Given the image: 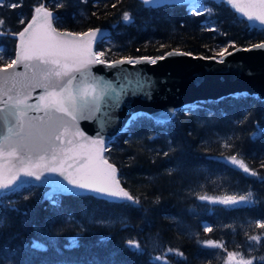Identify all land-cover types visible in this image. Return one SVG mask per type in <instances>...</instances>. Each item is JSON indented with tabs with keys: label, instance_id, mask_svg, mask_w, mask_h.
Returning a JSON list of instances; mask_svg holds the SVG:
<instances>
[{
	"label": "trees",
	"instance_id": "obj_1",
	"mask_svg": "<svg viewBox=\"0 0 264 264\" xmlns=\"http://www.w3.org/2000/svg\"><path fill=\"white\" fill-rule=\"evenodd\" d=\"M195 4L0 0V68L15 59L16 35L36 7L56 13L59 31L107 29L95 44L106 62L171 51L221 59L223 47L264 43V30L251 28L224 2ZM104 157L139 203L53 194V206L48 187L22 186L0 197V264H264V99L239 94L201 102L163 123L138 116ZM232 157L250 173L228 162ZM229 196L238 203L218 201ZM70 238L77 246L68 247ZM33 241L46 250L34 249Z\"/></svg>",
	"mask_w": 264,
	"mask_h": 264
},
{
	"label": "snow or ice",
	"instance_id": "obj_2",
	"mask_svg": "<svg viewBox=\"0 0 264 264\" xmlns=\"http://www.w3.org/2000/svg\"><path fill=\"white\" fill-rule=\"evenodd\" d=\"M144 2L148 3V0H144ZM228 3H239L241 6L237 9L238 11L244 12L249 20L255 19L260 24H264V0H228ZM9 6L14 9L19 4L12 2ZM41 12H44V16L33 15L23 31L19 32L20 43L16 58L12 59L6 67L0 68V72L15 69L20 64H23L25 69L32 68L34 70V82L25 87L30 89L44 88L46 95L41 96L40 99L48 100L50 98V102L43 105L44 117L30 118V120L39 119L40 123L29 124L26 138L22 136L19 144L9 145L7 154L5 153V145L0 143V190H12L13 185L21 180V176L32 177L35 181H41L44 177V183L56 185L59 191L64 194L79 195L87 192L106 197L122 196L127 201L139 203V201L134 200L129 192L119 188L116 169L103 155L106 146L100 137V131L97 130L95 133L88 134L82 129L81 124L84 122L95 123V114L101 111L100 101L109 90L115 92V101L119 108L123 106L121 103L122 94L134 96L137 92H149L153 87L152 81L137 80L134 85H122L120 91H116L111 82L105 83L101 79L93 78L91 71L93 65L115 68L125 64L133 65V59L128 57L115 62H106L102 59L103 51L93 52L91 39L77 41L76 39L63 38V36H88L91 38L96 35L95 31L90 30L81 34L65 33L61 36L53 27L52 21L47 19L52 16V13L47 12L42 7L35 8V13ZM123 19L129 20L127 12L124 13ZM231 46L235 47V44L233 43ZM253 49H264V43L237 49V51H251ZM180 54L184 55V53ZM217 55L221 58L217 62L223 64L226 56L234 55V53L229 52L227 47H223ZM199 58L204 59V57ZM159 59H164V57ZM141 62L154 66L158 61L157 58L144 57L137 61V63ZM48 65L53 67H41ZM75 74H79L82 81L88 78L93 79V83L85 86L80 91L79 96L74 95L71 90L73 82L77 79ZM17 75L23 74L17 73ZM41 76L43 77L42 80L39 79ZM53 76L66 78V80L61 84L59 81L51 79ZM77 87L79 88V85ZM55 88H59L60 91H48ZM97 88L100 89L98 95L96 94ZM90 93L92 94L91 101L87 99ZM29 96H31V91L25 93V99L18 100L19 104L25 105L24 109H18L21 115L27 109H41L40 104H26V98ZM3 111L4 109L0 108V112ZM56 113L60 115H56ZM167 114L174 116L175 109L167 110ZM142 115L147 116L149 114H132L126 123H130ZM116 119L118 120L119 117L117 116ZM158 122L163 123L164 121ZM21 124L23 125V121ZM57 141H59V145H57ZM6 159L12 161L13 166H17L18 162L16 172H12L9 164L3 162ZM232 163H238L239 167L246 173L250 171L243 161H237L235 157H232ZM251 175L254 176L256 173L251 172ZM46 198L51 200L53 206H58V201L52 199L50 193L46 194ZM245 199L244 196L239 197V201ZM220 202L225 204L238 203L235 196H229ZM260 227H264V224H261ZM206 231H211V228H206ZM252 239L256 240L258 237H252ZM131 243L129 241V244ZM75 246H77L76 239L70 238L68 247ZM32 247L41 251L46 250L45 246L38 241H33Z\"/></svg>",
	"mask_w": 264,
	"mask_h": 264
},
{
	"label": "water",
	"instance_id": "obj_3",
	"mask_svg": "<svg viewBox=\"0 0 264 264\" xmlns=\"http://www.w3.org/2000/svg\"><path fill=\"white\" fill-rule=\"evenodd\" d=\"M141 1L144 2V0ZM197 1L200 0H160V2H157V0H148V3H144L152 6H162L172 3L192 5ZM213 1H221L229 5L239 18L248 22L251 28L264 30V24H260L259 21L255 19L249 20L244 12L237 10L241 6L239 3L230 4L228 0ZM51 13L52 16L47 19L52 21L54 27L56 13ZM35 15L37 17H42L44 16V12L35 13ZM56 30L61 36L65 33H70L59 31L58 29ZM92 31H95L96 35L91 38L88 36H63V38L76 39L77 41L81 39L88 41L91 39L92 50L95 52V44L103 41L107 37L109 31L107 29ZM16 38L18 42V51V45L20 43L18 34ZM237 49L232 51L234 55L226 56L223 64L218 63V59L205 57L204 59H200L199 57L202 56L171 51L163 56L164 59L157 58L158 62L154 66L145 62L137 63L141 58L133 61V65L125 64L115 68L93 65L91 68L92 77L101 79L105 83L111 82L116 91H120L122 85H134L137 80H150L152 81L153 87L149 92H137L134 96H125L122 94L121 103L123 106L119 108L115 101V92L109 90L100 101L101 111L95 114V123L84 122L81 124L82 129L88 134L95 133L99 130L100 137L104 140L107 148L114 137L125 128L126 122L129 121L130 116L135 113H145L149 114L154 120L167 121L173 117L167 114V110L169 109H175L176 112L178 109L194 106L197 103L217 101L224 97L239 94H247L257 96L259 99H264V49H253L251 51H237ZM180 53H184V55ZM41 67L50 68L53 66L48 65ZM33 72L34 70L32 68L25 69L23 64L18 65L15 69H9L7 72H0V108L4 109L3 112H0V143L5 145L6 154L9 151V145L15 146L19 144L22 136L26 138L29 131V124L40 123L39 119L30 120V118L44 117L45 110L43 105L46 102H50V98H48V100L40 99L41 96L46 95L44 88L30 89L25 87L34 82ZM17 73H22L23 75L18 76ZM75 75L77 79L73 82L71 90L74 95L79 96L80 91L85 86H89L93 83V79L88 78L82 81L79 74ZM39 79L42 80L43 77L41 76ZM51 79L57 80L61 84L66 80V78H57L54 76L51 77ZM77 85H79V88ZM27 91H31V96L26 98V104H40L41 109H27L26 112L21 115L18 109H24L25 105L19 104L18 100L25 99V93ZM48 91L59 92L60 89L55 88L49 89ZM99 92L100 89L97 88L96 94L98 95ZM87 99L91 101V93ZM56 115L60 114L56 113ZM117 116L119 117L118 120L116 119ZM21 121H23V125ZM65 139H67V137H65ZM57 145H59V141H57ZM17 151L19 152V149H17ZM3 162L9 164L12 172L17 171L18 162L17 166H13V162L7 159ZM115 169L118 186L119 188H123L118 179L117 168L115 167ZM36 170L39 171V169ZM43 181L44 177H42L41 181H35L32 177L21 176V180L18 181L16 185H13L12 190H0V197L24 185H43L51 188V190L47 192L51 195L64 194L59 191L56 185L52 183L46 184ZM82 194L90 193L83 192ZM92 195L105 198L109 201L131 202L127 201L126 198L122 196L106 197L99 194Z\"/></svg>",
	"mask_w": 264,
	"mask_h": 264
},
{
	"label": "rangeland",
	"instance_id": "obj_4",
	"mask_svg": "<svg viewBox=\"0 0 264 264\" xmlns=\"http://www.w3.org/2000/svg\"><path fill=\"white\" fill-rule=\"evenodd\" d=\"M197 5H198V4H195V6H197ZM236 160H237V161H241L240 159H237V158H236ZM228 162H230L231 164H233V163H232V159H229ZM233 165H235V167H237V168L243 170L242 168L239 167V164H238V163H237V164H233ZM245 173H246V172H245ZM248 173H250V171L247 172V174H248ZM50 190H51V188L49 187V188L47 189V192H49ZM225 199H226V197H225V198L218 199V201H222V200H225ZM228 264H244V263H242L241 261H238V260H231L230 262H228Z\"/></svg>",
	"mask_w": 264,
	"mask_h": 264
}]
</instances>
